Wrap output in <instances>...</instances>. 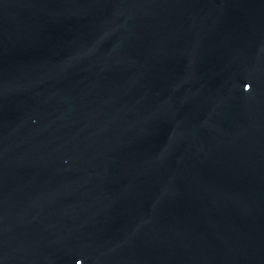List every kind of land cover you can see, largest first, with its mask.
I'll use <instances>...</instances> for the list:
<instances>
[{"label":"water","instance_id":"obj_1","mask_svg":"<svg viewBox=\"0 0 264 264\" xmlns=\"http://www.w3.org/2000/svg\"><path fill=\"white\" fill-rule=\"evenodd\" d=\"M0 264H264V0H0Z\"/></svg>","mask_w":264,"mask_h":264}]
</instances>
